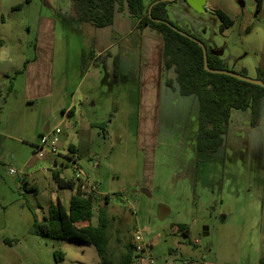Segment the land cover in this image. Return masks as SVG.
<instances>
[{
  "label": "rangeland",
  "instance_id": "obj_1",
  "mask_svg": "<svg viewBox=\"0 0 264 264\" xmlns=\"http://www.w3.org/2000/svg\"><path fill=\"white\" fill-rule=\"evenodd\" d=\"M152 1L143 4L148 9ZM253 1L205 0L197 12L173 0L165 18L218 56L224 70L256 79V70L264 71V0L259 11ZM69 6V0H0V264H101L91 245L32 232L45 202L71 194L40 171L53 159L65 165L67 145L52 154L51 136L41 151L35 147L47 130L75 126L69 118L59 124V108H69L72 95L82 101L78 167L99 192L92 225L109 198L108 264H125L136 229H146L156 264H264V128L253 127L252 109L231 111L215 153L197 152L198 101L179 95L174 72L159 64L135 22L118 21L115 47L99 57L91 47L95 29L69 25ZM218 14L231 26L221 30ZM51 20L44 39L42 24ZM43 41L50 44L52 114L38 129L42 102L26 98L49 90V71L42 66L45 87L32 91L23 68L38 58ZM63 176L72 178V170Z\"/></svg>",
  "mask_w": 264,
  "mask_h": 264
},
{
  "label": "trees",
  "instance_id": "obj_2",
  "mask_svg": "<svg viewBox=\"0 0 264 264\" xmlns=\"http://www.w3.org/2000/svg\"><path fill=\"white\" fill-rule=\"evenodd\" d=\"M167 1H159L151 7L150 17L142 0H69V13L66 21L69 25H89L94 29H103L113 24L116 15L126 14L135 21L140 32L144 29L155 31L161 37V60L165 70H172L178 93L181 96H193L198 101V132L196 136V151L199 153H215L223 145L232 110L244 111L252 109V125L258 118L259 101L264 97V89L250 85L224 75H215L203 70L201 49L197 44L173 32L161 23H154L150 18L167 21L165 7ZM256 10L261 8V0H254ZM222 21L221 30L231 26V21L223 14H218ZM207 51V65L211 69L224 70L221 59ZM94 53V52H93ZM93 55V54H92ZM92 55L89 57L92 59ZM85 55L81 53L82 65ZM117 58L115 59V62ZM86 67V65H84ZM258 80L264 82V71L257 69ZM245 76L244 71L239 73ZM172 87L171 81L167 82ZM93 124L92 126H95ZM69 152L72 149L68 147ZM51 179L58 190H75L72 179L61 177V173L54 170ZM97 199L82 200L77 189L65 209L59 201L50 204L47 215L40 221L33 220L32 232L39 237L52 240H65L91 245L95 248L101 264H108L107 246L109 239L107 229L110 225L107 205L109 198L104 197V203L99 207L96 224H91L93 210ZM87 222L85 227L77 224ZM183 236L187 231L179 228ZM129 248L131 245L129 244ZM131 251V250H130ZM128 251L125 264L131 261ZM62 259V255L59 254Z\"/></svg>",
  "mask_w": 264,
  "mask_h": 264
},
{
  "label": "crops",
  "instance_id": "obj_3",
  "mask_svg": "<svg viewBox=\"0 0 264 264\" xmlns=\"http://www.w3.org/2000/svg\"><path fill=\"white\" fill-rule=\"evenodd\" d=\"M155 1H158V0H153L151 2V4L154 3ZM262 5H263V0H261V8H262ZM145 9H147V7H145ZM118 21L124 22L125 23L124 27L126 26L127 23L133 24V21L131 19H129L126 14H118V15H116V18H115V20L111 26L103 28V29H95L93 32L94 38L91 42V47H92L93 51H95L94 53H96L99 56L105 55L107 53H109V55H110L111 50L115 47L116 42H117L116 41V30L117 29L120 30L122 28L119 25L117 27V29H115L116 23ZM53 24L54 23L52 20L48 21V22H43V24H42V30L43 31H41V34H42L44 39H45L47 33L52 31ZM142 37L145 39L147 38V42H150L149 46L152 49L157 51L156 56L158 57L159 64H160L161 42H160L159 37L155 34V32H149L146 30L142 34ZM43 42L46 44V41H43ZM43 46H45V48L42 50ZM47 47H50V44H46V45L38 44L37 50H36V53H38L37 54L38 58H36L33 63H29L27 66L28 68L27 67L23 68V72H27V74H28V84H29L28 90L31 89L32 91L37 90V88H40L42 86L45 87V84L42 83V81H41V73H43L42 66L44 68L48 67V71H49V90L44 91V92H39V93L34 94V95L31 94V96H27V98H26L27 103L37 102V101L42 102L41 105L39 103H37L38 107L36 108L38 110V113H39L38 119L40 118L39 120H37L38 129L42 128L43 126L46 127L45 123L47 121H49L50 116L52 114L51 102H48V99L51 98V92H52L50 90L52 78L50 77V63H48V58H50V54H48ZM91 60L92 61L94 60V56ZM87 65H86V69H85L86 72L89 71V69H90V64H87ZM256 75H257V71H256ZM28 93H29V91H28ZM31 93H33V92H31ZM72 99H73V102L71 103L69 108H65L64 106H61L59 108L61 115H62V119L60 120L59 124L64 123V121L69 118L70 120L75 119V126H71L72 124L70 122H67V127L65 128L66 131L63 133L58 128L60 130V134L58 136H56L57 140H58L57 148H62L63 143H64L67 145V147H70V149H72V152H69V150H68L69 154L65 157V159L67 161L65 165H59L57 163V160L53 159V162H52L53 167L47 168L49 166H46L44 168H40V171H46L47 170L50 174L52 171L56 170V171L60 172L61 177L65 178V179H72V178L64 177L63 171H65V169L72 170L74 164L77 166L79 165L78 164L79 137L81 136L80 129L82 126L80 124H78V122H76V121H78V115L81 114L80 108L82 105V101H80V99L75 100L74 95H72ZM40 114H41V116L39 117ZM255 126L256 127L262 126L264 128V97H262L259 101L258 118H257L256 123L253 125V127L256 128ZM55 127H56L55 129H57V126H55ZM53 131H52V129L47 130L48 137L52 136ZM39 133H42V132H39ZM75 190L71 191V194L69 195L68 198H66L65 195H63V193H58V194H62V198L57 197L56 201H59L61 203V205L65 209H67L68 206L66 207V205L64 203H65V201H67V203L69 202V199L75 193ZM59 191H63V190H59ZM50 204H54V203L45 202V204H44L45 208L41 209V219L43 216L47 215V210H48V207L50 206ZM41 219H38V221H40ZM77 225H78V227H85L88 225V223L82 222V223H79Z\"/></svg>",
  "mask_w": 264,
  "mask_h": 264
},
{
  "label": "built area",
  "instance_id": "obj_4",
  "mask_svg": "<svg viewBox=\"0 0 264 264\" xmlns=\"http://www.w3.org/2000/svg\"><path fill=\"white\" fill-rule=\"evenodd\" d=\"M60 134L59 129H55L52 133V138L49 144L50 152L55 154L57 151V135ZM48 136H41L40 145L36 147L37 151H41L43 145L47 141ZM93 167H97L96 164H93ZM73 177L72 181L76 185V189L79 193V197L82 200L97 199L99 197L98 188L95 183L91 182L88 177L81 171L77 165H73L72 168ZM13 170H9V175H14ZM146 232V229L139 230L136 229L133 231L131 248L134 259V264H156L155 259L152 256V245L149 242H146L143 237V233Z\"/></svg>",
  "mask_w": 264,
  "mask_h": 264
},
{
  "label": "water",
  "instance_id": "obj_5",
  "mask_svg": "<svg viewBox=\"0 0 264 264\" xmlns=\"http://www.w3.org/2000/svg\"><path fill=\"white\" fill-rule=\"evenodd\" d=\"M160 1H173V0H160ZM157 2L159 1H155L153 4H151L148 9H147V14H148V17H150V10H151V7L156 4ZM184 2L193 10L197 11V12H201L204 5H205V0H184ZM254 3V1H253ZM242 6V4H241ZM152 22L154 23H161V24H164L165 26H167L169 29H171L173 32L177 33L178 35L188 39L189 41L195 43L198 45V47L201 49V52H202V59H203V70L206 71L207 73H210V74H215V75H224V76H228V77H231L233 79H236L238 81H241V82H244V83H247V84H250V85H254V86H258L260 88H263L264 89V82L258 80V79H251V78H248L246 76H242L240 74H236V73H233V72H229V71H226V70H220V69H211L208 67L207 65V51L204 47V45L198 41L197 39L185 34L184 32L176 29L173 25H171L170 23L166 22V21H163V20H159V19H153V18H150Z\"/></svg>",
  "mask_w": 264,
  "mask_h": 264
},
{
  "label": "flooded vegetation",
  "instance_id": "obj_6",
  "mask_svg": "<svg viewBox=\"0 0 264 264\" xmlns=\"http://www.w3.org/2000/svg\"><path fill=\"white\" fill-rule=\"evenodd\" d=\"M158 1H160V0H158ZM167 2H168V1H167ZM152 4H153V3H152ZM132 21H133V20H132ZM133 22H135V21H133ZM168 23H169V22H168ZM136 24H137V23L135 22V24H134V25H135V26H134L135 29H137V28H136ZM145 30H146V31H149V32H155V31H153V30H149V29L146 28V29H144L142 32H140V35H141V36H142V34L145 32ZM155 34H156L157 36H160V35L157 34L156 32H155ZM160 40H161V37H160ZM116 41H117V39H116ZM160 42H161V41H160ZM161 52H162V46H161ZM99 57H100V56H99ZM116 58H117V57L114 56V60H115Z\"/></svg>",
  "mask_w": 264,
  "mask_h": 264
}]
</instances>
